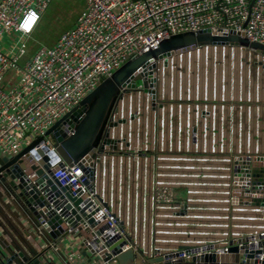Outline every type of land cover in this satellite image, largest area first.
<instances>
[{
  "label": "built area",
  "instance_id": "1",
  "mask_svg": "<svg viewBox=\"0 0 264 264\" xmlns=\"http://www.w3.org/2000/svg\"><path fill=\"white\" fill-rule=\"evenodd\" d=\"M53 1L0 0V158H12L37 137H43L38 148L45 149L47 155L52 153L51 165L58 167L64 184H72L73 191L80 190L85 199L94 201L95 192H90L80 180L76 166H59L63 159L58 155L54 139L47 135V131L79 106L99 86L103 77H111L129 59L156 50L164 40L181 33L210 29L213 34L222 35L234 31L245 34L251 42L264 44V0H87L85 10L71 29L65 31L53 46L41 44L33 55L27 57L29 43ZM30 17L34 18L31 24ZM238 57L242 61L235 62ZM247 60L249 54L243 49L225 44L174 50L161 58L151 59L138 71L146 79L147 86L144 79H140L133 87L134 81L131 79L120 90V97L101 141L104 148L100 153L101 163L95 179H90V182L111 207L112 215L104 208L102 210L107 214V222L112 223L111 228L116 229L112 233V240H117L118 235L123 238L130 235L136 240L135 245L128 241L122 246L123 251L130 248L136 250L140 246L138 243L150 242L148 245L152 247L148 254L156 258L159 254L155 253V247L165 250L170 243L175 244L177 241L192 243L186 238L194 240L190 238H195L199 233L201 222L198 220L202 216L190 217L194 211L186 217L175 214V210L187 199L193 201V196H187V199L176 205L174 187L187 183L169 181L164 163L179 159L191 161L195 159L191 155L192 151L206 154L207 148L205 143L201 146L203 142L200 135H203L204 142L208 132H212L215 138L217 134L220 135L219 141L212 145L213 152L227 139L224 137V122L220 129L216 127L217 119L214 120L211 130L209 118L216 117L217 109L225 110L227 105H237L238 101L242 104V94L234 97V92L236 89L243 90V80L239 84L235 83L231 72L238 65V73L243 75L245 64L251 76ZM228 61L232 68L228 67ZM184 108L189 112L192 109L195 117H200L198 120L201 123L198 122L192 128L187 127L192 118L188 114L184 119ZM204 120L206 123H203ZM229 138L231 145L234 132L231 131ZM109 140L117 148L111 150ZM174 155H185L186 158ZM149 159L154 161L151 185L154 214L147 216L145 211H141L138 216L137 204H133L131 209L129 201L126 217H122V208L115 209L116 198L114 193L109 192L110 185L115 189L112 179L114 181L119 175L118 189H122L124 180L126 182L124 174L131 178L134 186L146 187L150 176ZM92 162H88V165H92ZM204 171L201 170V175ZM232 200L228 195V199L223 202L225 206L211 208L215 215L210 218L214 221L202 226L213 230L205 234L209 239L214 234L228 232L229 211L234 212L233 234L246 229H250V232L264 229L263 217L254 213L260 211L258 208L243 205L237 198ZM163 207L172 209L174 218L192 221L186 222L184 226L179 225L187 228L182 234L185 239L162 241L166 233L174 232L169 228L176 225L177 221L165 220L160 213ZM197 210L204 211L199 206ZM249 212L255 216H246ZM139 217H145L148 222L142 223ZM31 220L35 233L42 238L48 237L47 241L41 239L36 248L42 263L120 264L116 255L112 254L108 260L101 257V252L109 249L102 242L95 245L94 241L89 240L88 246L84 244L85 237L77 233L57 241L48 235L44 225L37 226L38 222L32 216ZM119 220L125 223L123 231L118 228ZM243 222H249L250 225H244ZM216 227L220 229L218 232L215 231ZM108 232L109 229L105 228L104 233ZM146 237H150V241ZM154 243L160 245L155 246ZM227 247L216 251L226 252ZM83 249L88 256L82 254ZM260 259L258 262L262 261L263 256Z\"/></svg>",
  "mask_w": 264,
  "mask_h": 264
},
{
  "label": "water",
  "instance_id": "2",
  "mask_svg": "<svg viewBox=\"0 0 264 264\" xmlns=\"http://www.w3.org/2000/svg\"><path fill=\"white\" fill-rule=\"evenodd\" d=\"M208 44L240 47L249 54L247 65L250 66L251 77L257 73L260 81L264 78V44L251 42L245 34L231 31L215 35L208 29L181 33L164 40L158 49L129 59L111 77H103L99 86L87 95L79 106L47 131V135L54 139L58 155L63 159L59 166H76L78 177L90 192H95L96 201L85 199L80 190L73 191L72 184H64L58 167L51 165L52 153L48 152L47 155L45 149L38 148L44 140L43 137H37L20 154L12 158H0V199L7 196L15 201L22 211L37 220V226L44 225L52 239L61 241L68 235L77 233L85 237L84 244L88 246L89 240L94 241L95 245L104 243L109 249L102 251L101 257L108 260L112 254L116 255L120 264H264V229L233 234V211L228 213L230 226L226 234L217 233L210 239L196 244L177 241L175 244L170 243L165 250L155 247V253L159 254L156 258L148 254L152 246L140 241L136 250L130 248L123 251L122 246L128 241L135 245L136 240L130 235H127V240L120 235L116 237L117 240H112V233L116 229L111 228L112 223L107 222V214L102 210L104 208L112 215L111 207L101 194L96 192L92 182L101 163L100 153L104 151L101 141L122 87L131 79L134 81L133 87L140 79H144L147 86L146 79L142 78L138 71L151 59L161 58L174 50ZM261 103L259 104L264 105L263 100ZM108 142L111 150L117 148L112 140ZM230 149L227 153L229 161H225L229 171V198H237L240 203L252 209L258 208L260 211L254 213L264 219V150L243 149V145L238 148V142L234 138ZM88 162H92V165H88ZM192 194L189 192L188 197ZM191 211L200 210H197L195 202L187 199L175 210V214L186 217ZM96 215L101 217L97 218ZM104 223L105 227L102 226ZM117 224L119 229L125 230L123 221L119 220ZM105 228L109 229L107 234L104 233ZM216 228L215 231L218 232L220 229ZM160 243L154 245L158 246ZM225 247L228 250H222V254L215 251ZM90 248L93 250L92 246ZM81 252L88 256L85 249ZM261 255L263 259L258 262ZM0 264L48 263L39 260L36 248L34 251L31 248L22 249L11 242L0 241Z\"/></svg>",
  "mask_w": 264,
  "mask_h": 264
},
{
  "label": "crops",
  "instance_id": "3",
  "mask_svg": "<svg viewBox=\"0 0 264 264\" xmlns=\"http://www.w3.org/2000/svg\"><path fill=\"white\" fill-rule=\"evenodd\" d=\"M56 0H54L51 4ZM70 2H74L76 0H68ZM87 0H83L81 5H79L80 8L77 10L76 18H74V21L72 24L63 32L71 29L76 21L79 19L81 14L86 8ZM49 7L48 11L46 12L44 18L42 19L40 23V28L43 29V23L46 20L47 17H50L48 15L49 10L51 8ZM48 15V16H47ZM51 19V18H50ZM46 27V25H45ZM44 27V28H45ZM44 30V29H43ZM62 32V33H63ZM58 33L55 34V36L52 39L51 43H54L57 38L60 36ZM235 62L242 61L239 57L234 60ZM230 63V61H228ZM243 75H240L238 73L240 71V67L236 65L235 71L231 72V74L234 76L233 80L235 83H238L243 80V90L240 91L236 89L234 92V97H238L241 93L243 97V102L240 104V101L237 102V105L229 104L225 107V110L217 109L216 117L215 118H209V126L212 130V123L214 120L217 119L216 127H219L221 129V125L223 126V122L226 127L225 136L227 139L221 143L218 147H216L215 152L212 150V145H214L219 140V134H217V138L213 137L212 132H208L207 139H205L203 135H200V140L203 142L201 143V146L205 143V152L206 154L200 155L197 151H192V157L195 159L193 160H185V159H179L178 161L169 162L167 161L164 163V168H166L165 173L167 174V179L172 182H181V183H187L184 185L176 186L174 187V192L177 194V200L176 205H178L180 202H183V200L187 199L188 193L193 192V202L201 208V210L204 211H196L191 212L190 217L194 216H202V219H199L198 222H201V225L198 227V234L194 238V240H189L188 238L184 237L183 231H186V227H179V225L184 226L186 222H192L189 220L184 219H178L174 218L173 210L163 207L160 210V213L165 217V220H169L170 222L174 221V219H177L176 225L173 227L171 226L169 230L172 229L174 231L171 234L166 233V237H162V241H169V240H180L185 239L187 241H191L192 243H197L206 240L208 237L205 236L207 232H212L213 230L210 228H205L202 226H205L204 224L212 223L214 220L213 218H210V216H214V211H211V208H220L221 206H225L223 202L225 199H228V191L227 184L229 182L228 176L229 171L228 168L226 169V163L225 161H228V157L226 154L230 152V142L229 137L231 135V131L234 132V139L236 142H238V148L240 145H243V149H252V150H258L263 149L264 150V105H260L259 103L264 101V78L262 77L261 81L259 80V77H257V73L254 75L249 76L248 73V67L245 68V64H243ZM231 77V76H230ZM237 86V85H235ZM239 86V85H238ZM238 90V91H237ZM251 90V91H250ZM251 92V93H250ZM250 94V95H249ZM251 98V99H249ZM237 99V98H236ZM250 100V101H249ZM259 100V101H258ZM262 104V103H261ZM251 105V107L249 106ZM210 107V106H209ZM213 111V110H212ZM190 115L192 120L191 123L186 125L187 127L190 126L191 128L199 122L201 123L199 118L195 117V115L192 113V109L187 111V108H184L183 117L187 115ZM214 117V115H212ZM208 120V119H207ZM177 121V120H176ZM206 123V120L203 121V123ZM207 125V124H206ZM231 130V131H229ZM176 157L183 158L185 155H174ZM154 161L152 159L148 160V166L150 170V176L149 180L146 184V187L144 186H134L133 181L131 178H128V176L124 174V179H126V182L124 180L122 189L117 188V183H119V175L115 178L113 181L112 179V186L115 184V189H112L111 185L109 186L110 191L116 190L117 192L114 194L115 201H114V207L115 209L122 208V217H126L127 214V207L128 202L130 201L131 209L137 204V211L138 216H140L141 211H145L147 216H152L154 214V210H152V180L154 177ZM204 169L203 175H201V170ZM127 179L129 181H127ZM142 183V182H141ZM112 189V190H111ZM178 189H185L187 192L186 198L180 197L177 193ZM119 192H121V197ZM222 195V197H221ZM108 196H111V193L108 194ZM110 199V198H108ZM0 241L5 243L11 242L13 244L19 245L22 249L31 248V250H35V248H38V243L41 239L43 241H47L48 237L42 238L40 235L35 233V230H33L34 226L33 220L30 221V216H28L24 211L20 209L19 206H17L16 202L10 200V198L2 197L0 199ZM253 211V210H250ZM158 213V214H160ZM250 213V214H249ZM248 215H251L252 217L255 216V214H252L249 212ZM172 214V215H171ZM213 214V215H212ZM219 214H222L219 213ZM250 216V217H251ZM142 217H139L138 219L141 220ZM32 219V218H31ZM147 223L148 220H145V217L142 218V223ZM244 225H250L249 222L245 223ZM258 224H261V222H257ZM256 224V225H258ZM264 224V223H263ZM262 226V225H261ZM148 225L146 224V228L148 229ZM186 229V230H185ZM250 229H246V231H249ZM147 231V230H146ZM172 236V237H171ZM161 237V236H160ZM159 237V238H160ZM148 241H150V237H146ZM150 243V242H148ZM147 243V244H148ZM167 246V245H166ZM62 249V248H61Z\"/></svg>",
  "mask_w": 264,
  "mask_h": 264
},
{
  "label": "rangeland",
  "instance_id": "4",
  "mask_svg": "<svg viewBox=\"0 0 264 264\" xmlns=\"http://www.w3.org/2000/svg\"><path fill=\"white\" fill-rule=\"evenodd\" d=\"M82 2L83 0H76L75 3L68 0H56L49 10L48 15H50V17H47L43 23L44 30L39 26L40 30L43 31V38L50 42L51 38H53L55 34L58 35L59 32L62 33L63 30L67 29L74 21V18H76L77 10L80 8L79 5H81ZM62 34H60V36ZM231 65V63L228 64V67L232 68ZM140 84H142L141 81ZM5 88L8 90V86ZM127 181L129 180L127 179ZM116 192V190L111 191V193L114 194ZM177 193L180 197L186 198L187 192L185 189H178ZM0 211L2 210L0 209Z\"/></svg>",
  "mask_w": 264,
  "mask_h": 264
},
{
  "label": "trees",
  "instance_id": "5",
  "mask_svg": "<svg viewBox=\"0 0 264 264\" xmlns=\"http://www.w3.org/2000/svg\"><path fill=\"white\" fill-rule=\"evenodd\" d=\"M51 42H52V39L50 40V42H48V41H46V39L43 38V31L40 30V28H38L34 34L33 40H31L29 43L27 57L33 55L35 53V51L37 50V48L39 47V45H41V44H45V45H49V46H53L55 44V42L54 43H51Z\"/></svg>",
  "mask_w": 264,
  "mask_h": 264
},
{
  "label": "bare ground",
  "instance_id": "6",
  "mask_svg": "<svg viewBox=\"0 0 264 264\" xmlns=\"http://www.w3.org/2000/svg\"><path fill=\"white\" fill-rule=\"evenodd\" d=\"M193 194H194V193H193ZM221 197H222V195H221ZM212 215H213V214H212ZM185 230H186V229H185ZM171 237H172V236H171ZM219 237H221V236H219ZM164 238H165V237H164ZM215 251H216V249H215ZM216 252H219V253L222 254V250H221V251H216ZM223 254H224V253H223ZM225 254H226V253H225ZM262 256H263V255H261V256L259 257V259L262 258ZM260 260H261V259H260Z\"/></svg>",
  "mask_w": 264,
  "mask_h": 264
},
{
  "label": "snow or ice",
  "instance_id": "7",
  "mask_svg": "<svg viewBox=\"0 0 264 264\" xmlns=\"http://www.w3.org/2000/svg\"><path fill=\"white\" fill-rule=\"evenodd\" d=\"M33 19L34 18H32V17L29 18V24H31V22H32Z\"/></svg>",
  "mask_w": 264,
  "mask_h": 264
}]
</instances>
